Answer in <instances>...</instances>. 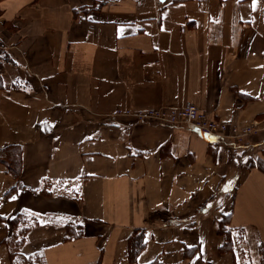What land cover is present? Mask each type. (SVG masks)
<instances>
[{
	"label": "crops",
	"instance_id": "obj_1",
	"mask_svg": "<svg viewBox=\"0 0 264 264\" xmlns=\"http://www.w3.org/2000/svg\"><path fill=\"white\" fill-rule=\"evenodd\" d=\"M184 102L225 138L113 116ZM8 149L0 264H264V0H0Z\"/></svg>",
	"mask_w": 264,
	"mask_h": 264
},
{
	"label": "built area",
	"instance_id": "obj_2",
	"mask_svg": "<svg viewBox=\"0 0 264 264\" xmlns=\"http://www.w3.org/2000/svg\"><path fill=\"white\" fill-rule=\"evenodd\" d=\"M113 116H126L136 122H155L162 125L183 127L208 137L225 138L224 134L228 130L226 122L212 118L191 102H184L175 108L134 109L127 107L123 110H117ZM255 123L246 127L242 134L253 133Z\"/></svg>",
	"mask_w": 264,
	"mask_h": 264
},
{
	"label": "trees",
	"instance_id": "obj_3",
	"mask_svg": "<svg viewBox=\"0 0 264 264\" xmlns=\"http://www.w3.org/2000/svg\"><path fill=\"white\" fill-rule=\"evenodd\" d=\"M6 156L0 157V160L3 161L10 171H13L16 175H18V168L20 164V153L16 150H4ZM17 216L16 218H18ZM80 226V225H79ZM75 234H69V237H79L81 235V231L76 229ZM220 233L224 236V244L222 246V249L227 250L225 248H231L233 242H232V237L229 231L222 230ZM146 243L144 233L140 230H136L134 232L130 239H129V247H128V258L131 263H134L138 254L140 251L144 248Z\"/></svg>",
	"mask_w": 264,
	"mask_h": 264
}]
</instances>
